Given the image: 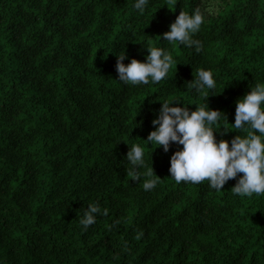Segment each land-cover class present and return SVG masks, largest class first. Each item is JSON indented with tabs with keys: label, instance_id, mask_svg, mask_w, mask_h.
<instances>
[{
	"label": "trees",
	"instance_id": "obj_1",
	"mask_svg": "<svg viewBox=\"0 0 264 264\" xmlns=\"http://www.w3.org/2000/svg\"><path fill=\"white\" fill-rule=\"evenodd\" d=\"M0 264H264V0H0Z\"/></svg>",
	"mask_w": 264,
	"mask_h": 264
}]
</instances>
